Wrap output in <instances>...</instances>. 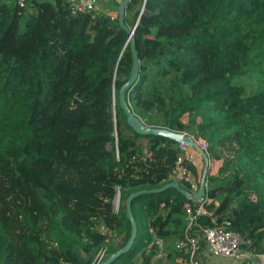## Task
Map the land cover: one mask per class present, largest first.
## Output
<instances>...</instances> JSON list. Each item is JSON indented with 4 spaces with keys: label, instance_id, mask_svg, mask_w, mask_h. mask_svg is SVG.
<instances>
[{
    "label": "trees",
    "instance_id": "1",
    "mask_svg": "<svg viewBox=\"0 0 264 264\" xmlns=\"http://www.w3.org/2000/svg\"><path fill=\"white\" fill-rule=\"evenodd\" d=\"M125 21L141 63L127 92L133 112L205 139L222 162L192 228L195 259L205 260L202 232L227 223L264 256V0H131ZM132 64L118 16H73L68 0H29L25 9L0 0V264L111 256L131 235L128 197L171 182L179 143L139 135L120 106ZM245 76L258 79V92L237 83ZM232 135L235 155L223 145ZM187 205L201 201L173 187L136 197V240L111 264H136L140 254L153 264L156 238L172 243L169 264H190L187 245L177 247Z\"/></svg>",
    "mask_w": 264,
    "mask_h": 264
},
{
    "label": "built area",
    "instance_id": "2",
    "mask_svg": "<svg viewBox=\"0 0 264 264\" xmlns=\"http://www.w3.org/2000/svg\"><path fill=\"white\" fill-rule=\"evenodd\" d=\"M16 5L21 9L27 8L29 0H14ZM68 5L73 16L81 15H91L94 13H99V2L98 0H68ZM195 144L200 151L206 153L209 158V170H212V165L210 164L209 156V143L203 138L192 137ZM179 157L176 163V168L171 175V182L180 183L182 189L185 192L194 193L198 190L200 184L199 177L198 183H192L189 179L191 171L189 170V165L194 166L199 176L201 175L202 167L200 163L204 165V156L198 150L192 149L188 144L181 142L179 143ZM185 163L188 165L186 166ZM201 177V176H200ZM183 181L189 182L192 187V192L185 189L181 184ZM207 201V195L201 200V205L199 208H194L191 205H187L185 208V216L187 220V227L184 233V240L177 244L178 248H182L187 245L190 251V264H198L195 259L196 253L199 246V238L193 237L191 235L192 228L196 224L197 218L200 215L207 214L204 203ZM116 212V210H115ZM230 223H227L223 228L205 229L202 232V239L206 245L204 251L202 252L203 258L205 259L203 264H213L212 259H219L222 261H243L248 254L247 247L250 245V241L243 237L240 233L229 229ZM164 240L159 238L155 239V244L157 245L159 251L157 256L153 260V264L156 263V259L160 256L161 247ZM155 261V262H154ZM100 264V261L97 262ZM142 264V261H141Z\"/></svg>",
    "mask_w": 264,
    "mask_h": 264
},
{
    "label": "water",
    "instance_id": "3",
    "mask_svg": "<svg viewBox=\"0 0 264 264\" xmlns=\"http://www.w3.org/2000/svg\"><path fill=\"white\" fill-rule=\"evenodd\" d=\"M130 1L131 0H123L119 6V11H118L119 23L129 34V42L131 45V52L133 55V64H132V69H131V76H130L129 80L122 86V88L119 91V100H120L121 109L125 112V114L127 116V122L129 124V126L136 133H138L139 135H142V136H146V137H148V136H161V137H165L168 139H172L178 143L184 142V143L188 144L192 149L198 150L199 152H201L203 154L205 166H204L202 178L200 180L199 188L196 192H194L192 194L189 192H185L182 189L180 183H177V182H170L160 189H155V190H151V191H140V192H136V193L131 194L126 201L127 216H128V219L130 220L131 225H132L130 238L124 247H122L121 249H119L118 251L113 253L110 257H108L105 261H103L100 264H111L115 260L121 258L124 254L128 253L131 250V248L133 247V244H134L136 237H137V224H136L135 218H134L133 213H132L131 204H132V201L136 197H138L144 193H147V192H149V193H160V192H163L166 189L171 188V187L180 189L181 191H183L184 194H186L190 199H192L195 202L201 201L207 194V176H208V171H209V158L206 155V153L203 151H200L198 149L197 145L195 144L194 140L191 137L186 136L182 132H176V131H172V130L167 129V128L153 127V126L147 125L145 122L142 121V119L139 116H137L133 112V110L131 109V107L129 106V103L127 101V92L130 91V89L136 84L138 77H139V74H140V68H141L140 59L138 57V53H137L136 45H135V38L133 36L134 30L130 29L127 26L126 21H125L126 11H127V8H128Z\"/></svg>",
    "mask_w": 264,
    "mask_h": 264
},
{
    "label": "rangeland",
    "instance_id": "4",
    "mask_svg": "<svg viewBox=\"0 0 264 264\" xmlns=\"http://www.w3.org/2000/svg\"><path fill=\"white\" fill-rule=\"evenodd\" d=\"M115 9H116V11H118V7L117 6L115 7ZM237 83L239 85H243L246 88L247 92L256 93L259 90V87L257 86L258 85V79L255 78V77H247V76H245V77L240 78L237 81ZM185 120L187 122L189 120V118H186ZM184 134L186 136H188V137H191V138L195 137L194 135H192L190 133H187V132L186 133L184 132ZM223 143H224L223 144L224 148H225V150L227 151V153L229 155H235L240 150V147H241L239 139H238V137L236 135H232V136L228 137L227 139H225L223 141ZM212 164H213L212 165L213 169L208 171L207 178L209 176L216 175V174H213V173L218 171L219 166H215L216 164H214V162ZM204 166H205V164L202 166L201 163H200V167H202V170H201V175H200L201 177L199 176V182H200V180L202 178V175H203ZM189 179L191 180L192 183H196V182L198 183V178H197L196 174L193 173V172H191ZM208 182H209V180L207 179V187L209 185ZM122 205H124V204L121 203L120 192H118V195H117V197L115 198V201H114V210H116V212H119ZM122 240H123V237L115 238V242L118 245L122 244ZM171 247H172V243L171 242L164 241L162 247L160 248L161 249L160 256H158V258L156 259V263L155 264H158L159 262L161 264H169L170 260H169V257H168V255H169L168 253L171 251ZM108 257H110V255H101L94 261L93 264H97V262H99V261H100V263H102L103 259L104 258H108ZM141 261H142V255L140 254V255H138L136 257L135 262H136V264H141ZM172 261H178L179 264H182L179 260H177V258L176 259L173 258ZM201 264H203V262H201Z\"/></svg>",
    "mask_w": 264,
    "mask_h": 264
},
{
    "label": "crops",
    "instance_id": "5",
    "mask_svg": "<svg viewBox=\"0 0 264 264\" xmlns=\"http://www.w3.org/2000/svg\"><path fill=\"white\" fill-rule=\"evenodd\" d=\"M123 0H98L99 2V13L108 14L112 17H117L119 6ZM118 7V11H116L115 7ZM117 13V14H116ZM216 164L215 166H219L218 171L213 174H221L222 173V162H218L210 159V164ZM213 169V168H212ZM213 264H264V256L254 255L249 253L246 255L243 261H222L219 259H212Z\"/></svg>",
    "mask_w": 264,
    "mask_h": 264
}]
</instances>
